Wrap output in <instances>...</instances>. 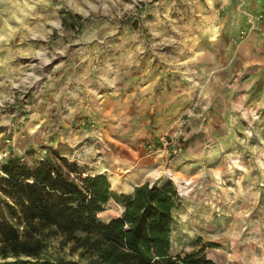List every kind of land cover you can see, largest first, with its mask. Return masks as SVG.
Returning <instances> with one entry per match:
<instances>
[{
    "label": "rangeland",
    "instance_id": "1",
    "mask_svg": "<svg viewBox=\"0 0 264 264\" xmlns=\"http://www.w3.org/2000/svg\"><path fill=\"white\" fill-rule=\"evenodd\" d=\"M46 150L118 195L174 183L172 254L264 264V0H0V165Z\"/></svg>",
    "mask_w": 264,
    "mask_h": 264
},
{
    "label": "trees",
    "instance_id": "2",
    "mask_svg": "<svg viewBox=\"0 0 264 264\" xmlns=\"http://www.w3.org/2000/svg\"><path fill=\"white\" fill-rule=\"evenodd\" d=\"M111 199L123 211L103 220ZM181 200L171 181L118 195L106 174L83 176L77 163L50 150L33 165L9 157L0 165V264H218L204 248L171 253ZM54 238L71 243L79 259L49 253Z\"/></svg>",
    "mask_w": 264,
    "mask_h": 264
},
{
    "label": "bare ground",
    "instance_id": "3",
    "mask_svg": "<svg viewBox=\"0 0 264 264\" xmlns=\"http://www.w3.org/2000/svg\"><path fill=\"white\" fill-rule=\"evenodd\" d=\"M142 159V158H141ZM148 161V160H147ZM143 165V164H142ZM169 175V174H168ZM236 217V216H235ZM244 217V216H243ZM247 219V218H246ZM241 220V219H240ZM248 220V219H247ZM246 221V220H245ZM234 222V221H233ZM236 222V221H235ZM235 225V224H234ZM210 226H212V225H210ZM210 226H207V227H210ZM233 227V226H232ZM240 227H241V225H240ZM233 229H234V227H233ZM244 229V228H243ZM233 231V230H232ZM231 231V232H232ZM227 234V233H226ZM244 234V233H243ZM235 235V234H234ZM238 235V234H237ZM250 237V236H249ZM258 238V237H257ZM239 239H242V238H239ZM239 239H237V240H239ZM253 239V238H252ZM249 240V239H248ZM257 240H259V239H257ZM256 241V240H255ZM254 241V242H255ZM237 242V241H236ZM245 241H243V243H244ZM222 244V243H221ZM259 247V246H258ZM254 248V247H253ZM261 248V247H260ZM238 249H239V246H238ZM246 251H249V249L248 250H246ZM224 254V253H223ZM224 256V255H223ZM217 257V256H216ZM225 258H227L226 256L224 257V259ZM232 261V260H231ZM233 262V261H232Z\"/></svg>",
    "mask_w": 264,
    "mask_h": 264
}]
</instances>
